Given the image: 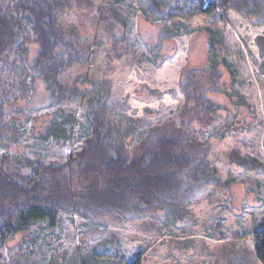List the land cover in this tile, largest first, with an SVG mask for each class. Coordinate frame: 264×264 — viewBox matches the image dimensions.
Here are the masks:
<instances>
[{
	"label": "rangeland",
	"instance_id": "1",
	"mask_svg": "<svg viewBox=\"0 0 264 264\" xmlns=\"http://www.w3.org/2000/svg\"><path fill=\"white\" fill-rule=\"evenodd\" d=\"M88 1L90 7L71 4L59 21L75 31L78 45L87 48L91 58L87 64L66 67L58 82L89 90L107 81L104 114L127 134L128 148L151 129L177 123L187 75L192 83H204V97L216 111L214 124L199 143L216 182L196 201L180 205L177 218L170 221L158 209L91 219L59 212L53 224H35L5 242L0 264H48L50 258L65 261L75 253L98 258L96 254L105 251L108 255L100 259L106 264H257L254 238L264 223L261 14L244 18L234 11L225 16L195 10L189 19L165 18L179 0H160L163 14H155L144 0ZM209 36L214 68L208 60ZM26 46L19 49L20 55H9L13 61L5 79L10 83L19 81L36 55L35 45ZM12 93L18 97L6 119L12 131L2 133L0 155L7 154L17 164L39 158L60 165L90 136L85 119L88 93L50 105L52 99L39 79L29 84L24 99L18 90ZM69 117H74L73 124Z\"/></svg>",
	"mask_w": 264,
	"mask_h": 264
},
{
	"label": "trees",
	"instance_id": "2",
	"mask_svg": "<svg viewBox=\"0 0 264 264\" xmlns=\"http://www.w3.org/2000/svg\"><path fill=\"white\" fill-rule=\"evenodd\" d=\"M71 4L90 7L91 3L0 0V141L3 132L12 131V123L6 122L8 111L18 99L12 92L18 90L24 99L29 84L36 79L46 86L52 99L50 105L62 100L70 102L75 95L86 97L84 94L88 93L85 119L90 128V136L80 150L60 165L39 158H24L17 164L7 154L0 155V249L13 236L35 224H53L59 212L91 219L113 213L149 214L158 209L170 221L177 218L180 205L196 201L216 182L199 143V137L214 124L216 111L204 97V83H192L187 75V81L183 82L185 101L177 123L151 129L136 146L128 148L127 134L104 114V103L109 96L107 81L96 82L89 90L64 87L58 82V75L66 67L87 64L91 58L89 50L78 45L75 31L63 28L59 21L61 13L71 8ZM144 4L155 10V14L165 13L160 0H144ZM195 10L206 14L218 11L225 16L234 11L244 18L261 14L260 21L264 23V0H211L210 3L179 0L163 17L189 19ZM29 42L36 46V55L20 73L19 81L10 83L5 79L6 68L13 61L9 55L12 57L15 51L20 55L19 49ZM213 46L209 36L208 60L212 68L216 61ZM261 54L264 58L262 50ZM214 77L210 76L209 80ZM69 118L73 124L74 117ZM254 247L256 263L264 264V223L256 232ZM96 255L98 258L75 253L65 261L50 258L48 264H106L100 258L107 256V251ZM9 264H13L12 260ZM129 264L140 262L134 260Z\"/></svg>",
	"mask_w": 264,
	"mask_h": 264
}]
</instances>
